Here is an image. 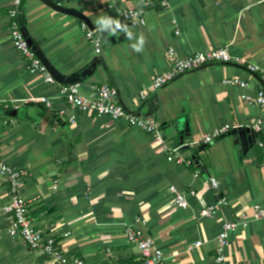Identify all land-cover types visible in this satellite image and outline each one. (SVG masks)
Returning a JSON list of instances; mask_svg holds the SVG:
<instances>
[{"label":"crops","instance_id":"obj_1","mask_svg":"<svg viewBox=\"0 0 264 264\" xmlns=\"http://www.w3.org/2000/svg\"><path fill=\"white\" fill-rule=\"evenodd\" d=\"M11 6L12 0H0V157L22 171L20 192L31 221L67 255L88 263L143 264L140 249L125 235V227L134 226L165 253L163 264H216L223 223L264 205V148L257 144L264 138V111L242 98L263 86L264 0H168L163 7L158 0L24 1L28 37L58 77L81 76L76 83L87 98L103 84L116 87L128 112L154 117L168 142L184 144L180 152L190 164L169 161L154 135L124 119L81 114L71 123L61 82L47 84L15 50ZM129 8H143L145 23L125 20L122 12ZM104 17L127 25L133 37L99 31ZM83 22L102 37L99 55ZM141 35L145 43L137 52L132 45ZM222 46L245 63L208 65L151 89L155 76L170 68L169 49L186 57ZM248 63L259 70L249 71ZM230 78L249 85L223 82ZM226 125L230 129L211 144L190 145ZM171 186L187 194V209L174 205ZM222 198L226 204L202 217ZM9 200L0 175V208ZM197 241L201 245L194 247ZM225 255V264H264V220L233 231ZM53 263L12 236L0 211V264Z\"/></svg>","mask_w":264,"mask_h":264},{"label":"built area","instance_id":"obj_2","mask_svg":"<svg viewBox=\"0 0 264 264\" xmlns=\"http://www.w3.org/2000/svg\"><path fill=\"white\" fill-rule=\"evenodd\" d=\"M161 7L167 5L168 0H158ZM23 0H12V6L9 8L7 18L9 21L8 32L10 40L13 43L15 50L24 58L29 70L38 73L47 84L55 85L57 83L54 76L50 73L48 67L44 64L41 58L37 55L33 46L29 43L28 37L25 34L23 25L20 22V6ZM145 10L139 9H125L122 16L127 21L145 23ZM81 28L86 38L91 42L94 52L100 54L102 52V37L95 29L90 28L85 22L81 24ZM180 34V31H177ZM168 58L170 59V68L164 73L155 76L151 89H160L179 76L195 71L212 64H228L232 62L245 63L240 59H236L230 52L228 46H222L207 51H195L186 57L177 56L174 49H169ZM247 68L251 72H257L259 67L253 63H248ZM263 86L259 88L256 95L251 97L247 94L242 95V98L250 104L257 105L264 111V74L261 76ZM225 84L247 88L248 82L244 79L230 78L223 81ZM61 96L66 100L72 114L69 116L71 123H76L81 114L104 116L112 120L124 119L129 126L142 130L148 134H152L161 143L166 152L169 161L177 164L188 163L184 155L180 152V148L184 145L171 144L162 135L160 124L154 117H140L127 111L124 105L119 100V91L116 87L109 84H103L96 89V95L93 98H87L82 95L80 91V83L74 84H58ZM144 97L145 91L141 92ZM40 100L51 106V100L46 97ZM230 129L228 125L214 129L206 133L202 139L192 141L190 145L204 146L209 145L225 132ZM253 130L259 132L261 130L259 124L253 125ZM260 148H264V138L257 141ZM0 175L8 184L10 191V200L7 204L0 208L4 215V222L9 228L10 233L14 237H21L26 245L31 249L41 250L54 263L53 264H100L88 263L83 258L69 256L60 248L57 240L46 233L40 226L35 225L30 217L29 210L26 205L20 190L22 185V171L11 166L2 157H0ZM210 184L213 188L219 187V181L216 178H211ZM171 193L173 195L174 205L179 209H187L189 202L187 194L179 191L176 187L171 186ZM192 195L195 193L192 191ZM227 203L226 198H222L219 202L205 207L201 215L202 217H212L216 210ZM250 220H264V205L255 204L252 213H242L235 218L225 221L222 225L218 236V248L216 250L215 262L216 264H225L226 262V248L229 244L230 235L239 226L247 224ZM125 235L128 243L136 245L141 252L143 264H163L165 260V253L156 247V245L148 238L144 237L142 232L134 226L125 227ZM201 245L200 241L194 244V247Z\"/></svg>","mask_w":264,"mask_h":264},{"label":"clouds","instance_id":"obj_3","mask_svg":"<svg viewBox=\"0 0 264 264\" xmlns=\"http://www.w3.org/2000/svg\"><path fill=\"white\" fill-rule=\"evenodd\" d=\"M97 25H98V30L101 32L110 31L112 34H115L119 30L126 33L129 39L133 37V33L128 29V26L122 24L119 20L104 17V18H100L97 21ZM144 43H145V38L143 35H141L139 37L138 42L132 45V48L135 51L139 52L142 50Z\"/></svg>","mask_w":264,"mask_h":264},{"label":"water","instance_id":"obj_4","mask_svg":"<svg viewBox=\"0 0 264 264\" xmlns=\"http://www.w3.org/2000/svg\"><path fill=\"white\" fill-rule=\"evenodd\" d=\"M24 1H25V0H23L21 6H20V8H19L21 12H22V9H23V6H24ZM20 22H21V24L23 25V28H24L22 14H20ZM24 31H25L26 36L28 37V33H27V31H26L25 28H24ZM28 40H29V43L33 46V43H32V41H31V39H30L29 37H28ZM33 48H34V50L36 51L37 55H38V56L41 58V60H42V55H41L40 51H38L34 46H33ZM42 61H43V60H42ZM43 62H44V61H43ZM44 64L48 67L50 73L54 76V78H55L56 80H58L59 82H61L62 84H74V83H76V82H78V81H80V80L82 79L81 76H77V77H74V78H72V79H64L63 77H58V75H56V73L54 72V69H53L51 66H49V65L46 64L45 62H44ZM63 82H64V83H63Z\"/></svg>","mask_w":264,"mask_h":264}]
</instances>
